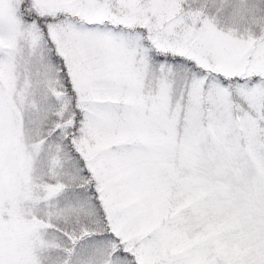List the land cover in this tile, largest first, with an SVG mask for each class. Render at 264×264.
I'll use <instances>...</instances> for the list:
<instances>
[{"label":"snow or ice","instance_id":"1","mask_svg":"<svg viewBox=\"0 0 264 264\" xmlns=\"http://www.w3.org/2000/svg\"><path fill=\"white\" fill-rule=\"evenodd\" d=\"M0 264H264V0H0Z\"/></svg>","mask_w":264,"mask_h":264}]
</instances>
